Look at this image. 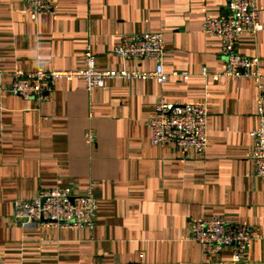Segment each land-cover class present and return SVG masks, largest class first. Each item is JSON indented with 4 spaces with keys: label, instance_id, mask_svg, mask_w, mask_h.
Listing matches in <instances>:
<instances>
[{
    "label": "crops",
    "instance_id": "1",
    "mask_svg": "<svg viewBox=\"0 0 264 264\" xmlns=\"http://www.w3.org/2000/svg\"><path fill=\"white\" fill-rule=\"evenodd\" d=\"M51 1L56 14L34 21L24 0H0L5 88L18 69H84L88 47L99 70L155 71L152 58L115 53L126 33H163L169 76L108 78L91 92L84 78L61 79L44 104L0 92V264H264V189L249 155L260 90L253 80L213 77L226 66L222 40L203 25L227 0ZM257 6L263 29L244 33L238 51L264 66V0ZM161 99L208 104L205 153L152 144L148 121ZM66 186L93 188L94 229L15 218L22 201ZM214 215L253 227L244 261L235 263L231 249L209 257L192 240L193 223Z\"/></svg>",
    "mask_w": 264,
    "mask_h": 264
},
{
    "label": "built area",
    "instance_id": "2",
    "mask_svg": "<svg viewBox=\"0 0 264 264\" xmlns=\"http://www.w3.org/2000/svg\"><path fill=\"white\" fill-rule=\"evenodd\" d=\"M27 11L34 21L44 14H56V5L51 0H24ZM205 30L222 40L221 56L225 59V70L214 78L228 76L235 79L253 80L260 90L258 100L259 126L252 132L255 144L250 158L255 162L256 175L262 179L264 189V66L259 56H248L238 51V44L244 33L256 36L262 29L257 0H227L225 12L220 16H208L203 22ZM115 53L124 60L152 58L157 63L155 71L140 70H99L96 56L88 47L85 52L86 68L53 69L43 66L33 71L22 69L10 73L11 83L5 88L3 80L7 73L0 69V92L7 90L26 100L33 99L38 104L46 103L56 83L61 79L84 78L91 92L103 87L108 78H155L165 83L169 74L164 68L166 42L161 32L126 33L122 35ZM203 73L207 75V68ZM189 78L187 72L178 73ZM207 103H170L161 99L157 113L149 119L151 142L154 145L173 144L182 150L205 153L208 148ZM88 142L95 141V133L88 130ZM98 201L90 188L80 194L72 186L45 189L34 198L24 200L16 206L14 216L23 226L46 224L66 229H94ZM252 226L228 221L222 215H214L195 221L192 225V240L201 245L205 255L212 257L227 249L233 252V261H244L252 242L256 239ZM264 239V236H260ZM135 264V263H122Z\"/></svg>",
    "mask_w": 264,
    "mask_h": 264
}]
</instances>
